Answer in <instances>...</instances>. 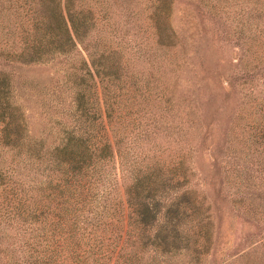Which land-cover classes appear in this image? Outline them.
<instances>
[{
    "label": "trees",
    "instance_id": "16d2710c",
    "mask_svg": "<svg viewBox=\"0 0 264 264\" xmlns=\"http://www.w3.org/2000/svg\"><path fill=\"white\" fill-rule=\"evenodd\" d=\"M174 1L0 0V27H9L0 40V264H206L220 252L217 264H264V92L232 115L222 151L211 126L218 107L210 101L200 120L178 101V82L165 80L186 61L180 35L193 37L194 25L173 26ZM197 1L250 49L240 77L256 89L264 0ZM134 27L144 35L135 44L126 39ZM135 47L158 56L145 75ZM55 57L67 64V121L50 104L54 118L34 128L27 112L38 103L21 70ZM160 135L174 141L167 158ZM194 142L214 144V197L192 181ZM232 178L233 209L262 231L230 251L221 190Z\"/></svg>",
    "mask_w": 264,
    "mask_h": 264
},
{
    "label": "rangeland",
    "instance_id": "374dc122",
    "mask_svg": "<svg viewBox=\"0 0 264 264\" xmlns=\"http://www.w3.org/2000/svg\"><path fill=\"white\" fill-rule=\"evenodd\" d=\"M197 3V0L174 1L171 14L173 26L180 32H187L186 28L189 25H194L189 30L192 32L193 37L186 34L180 35L184 38V47H182V45L179 46V44L177 47L180 53L185 56L186 61L182 66V71L176 70L175 73H171L170 75L166 73L165 80L170 84L172 82H178V84H176L178 101L181 103L184 102L185 104L189 103V106H192L191 110L195 109L200 120L202 116L208 117L207 112L209 111V107H211L210 101H213V104L218 107L219 113L218 116L216 115L218 119L214 118L211 126L216 127L215 137L220 136L221 141L224 139L226 145L222 151L228 152L230 143L226 141V138L232 130L226 127L229 123L232 124L235 122V120H230L234 117L232 115H234L241 106L244 107L243 105L246 102L250 104L252 103L251 100L259 99L261 93L264 92V85L261 83L264 78H257L259 82L253 86L256 87V89L248 88L250 86H246V84L243 83V78L240 77L241 74H243L241 72L243 63L241 64L240 58L245 55L246 58L250 57V49L242 39L237 37L233 32L232 29L235 27L225 25L217 16L213 17L205 8L201 9ZM187 11H191L190 16L187 15ZM198 11H202V13L199 14ZM10 15L12 17L10 23H12L15 16L13 14ZM189 17H191V20H189ZM196 23L200 25L202 29L201 32L198 31ZM5 30H9L7 25L3 28L0 27V40L6 37L4 33ZM126 36V39L133 44H135V40L137 41L144 38V35L141 31L136 29V27L131 28ZM116 39H118V37H116ZM151 46L154 45L151 44ZM132 50L136 53H140L134 65H136L137 70H141L139 75H145L147 70L157 63L155 59L158 56L155 58V51L147 47H135ZM129 51L131 53L130 49ZM176 53H178V50ZM203 67L206 68L204 69ZM33 68V70H21V72H27L28 74L27 76L26 74L22 75V79L26 85L25 88L32 96L36 95L35 99H37L38 103V108H36L34 113L27 112L30 126H34V128L40 127L47 123L46 121H48V119L54 118L53 110L48 106L50 104H54L57 113L60 112V117L67 121L65 119L69 102L67 98V88L60 85V82L64 80L67 75V64L63 62L62 57H55L49 62L34 65ZM256 75L258 76L259 74ZM174 77L176 79H174ZM35 82H37V85L33 86ZM52 90L54 92H52ZM227 92L230 94V97L221 105V96ZM40 96L41 99L39 98ZM186 110L189 111L188 106H186ZM156 140L166 149L162 155L165 158L169 157L168 152L170 146L174 145L172 137H163L160 135ZM196 145V142H194L196 150L192 153L193 156L190 163V166L193 167L194 170L192 181H196L197 184L195 185L199 186V189H204L206 193L214 197L219 188L218 179L214 174L212 166L214 160V144L201 147L198 146V148ZM215 148V151H217V144H215ZM150 153L152 155V151ZM223 158H227L226 154H223ZM232 162L233 159L228 158L227 163L223 161L222 164L224 168L227 169V165H230ZM245 164L248 167H245L244 172L252 171V163L247 162ZM255 181L260 182L259 177H255ZM205 182L206 185H204ZM232 183H234L233 178L225 187H222L221 190L222 195H226L222 200V207L225 212L223 220L224 228L231 225V230H228L227 236L229 241H227L223 250L230 251L237 246L239 240L242 244L248 234L252 235L253 239H257L256 237H258V235L254 232L258 233L259 230L262 231L256 228L251 222L244 220L233 209L228 198V194L234 190V185L232 187ZM220 257H222V252L216 256L214 261L209 259L206 264H217Z\"/></svg>",
    "mask_w": 264,
    "mask_h": 264
}]
</instances>
